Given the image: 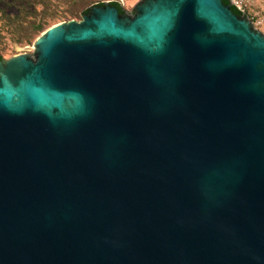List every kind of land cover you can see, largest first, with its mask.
<instances>
[{
    "label": "water",
    "instance_id": "95a60500",
    "mask_svg": "<svg viewBox=\"0 0 264 264\" xmlns=\"http://www.w3.org/2000/svg\"><path fill=\"white\" fill-rule=\"evenodd\" d=\"M110 2L0 60V264H264V33Z\"/></svg>",
    "mask_w": 264,
    "mask_h": 264
},
{
    "label": "rangeland",
    "instance_id": "374dc122",
    "mask_svg": "<svg viewBox=\"0 0 264 264\" xmlns=\"http://www.w3.org/2000/svg\"><path fill=\"white\" fill-rule=\"evenodd\" d=\"M51 5L48 8V2L38 6L40 10L45 9L48 14V19L52 20L48 28L61 22L70 20H82L83 15L81 12L89 8L90 6L107 2L112 0H48ZM74 1L76 4L74 5ZM123 4L125 9L129 12L133 11L135 7L142 0H115ZM241 2V7L245 13L249 16L253 23V26L264 33V0H236ZM0 7L9 14H16L19 12L17 2L15 0H5L0 2ZM79 12L80 15L75 16L73 12ZM47 28V29H48ZM46 29V30H47ZM45 30V31H46ZM44 31V32H45ZM42 32V33H44ZM40 33L31 44H20L16 41L12 34V28L8 26L7 21L0 20V52L4 55V59H9L19 54L35 53V42L37 38L42 34Z\"/></svg>",
    "mask_w": 264,
    "mask_h": 264
},
{
    "label": "trees",
    "instance_id": "16d2710c",
    "mask_svg": "<svg viewBox=\"0 0 264 264\" xmlns=\"http://www.w3.org/2000/svg\"><path fill=\"white\" fill-rule=\"evenodd\" d=\"M5 0H0V2ZM7 1V0H6ZM19 12L16 14H9L0 7V20H6L9 27L12 28V34L17 42L20 44H31L33 40L42 32H44L51 24L52 20H49L47 11L45 9L40 10L39 5L45 4L48 0H15ZM225 4H230L232 10L239 16H242L244 12L232 3V0H223ZM46 2V3H47ZM112 5L118 7L121 13L126 11L123 4L119 1H111ZM76 1H74V5ZM101 3L100 5H104ZM90 8L84 11V15L89 12ZM73 15H80L79 12H73ZM4 59V55L0 52V60Z\"/></svg>",
    "mask_w": 264,
    "mask_h": 264
},
{
    "label": "flooded vegetation",
    "instance_id": "af4514ba",
    "mask_svg": "<svg viewBox=\"0 0 264 264\" xmlns=\"http://www.w3.org/2000/svg\"><path fill=\"white\" fill-rule=\"evenodd\" d=\"M90 11V10H89ZM87 13H89V12H87ZM86 13V14H87ZM137 13V9H135V11L134 12H128L127 10L124 12V13H121V14H123V15H125V16H129V17H133L135 14ZM85 14V15H86ZM33 57H35V53L32 55Z\"/></svg>",
    "mask_w": 264,
    "mask_h": 264
},
{
    "label": "built area",
    "instance_id": "2783aa9c",
    "mask_svg": "<svg viewBox=\"0 0 264 264\" xmlns=\"http://www.w3.org/2000/svg\"><path fill=\"white\" fill-rule=\"evenodd\" d=\"M232 3L235 4L236 6H238V8L243 11V9L241 7V2L240 1L232 0Z\"/></svg>",
    "mask_w": 264,
    "mask_h": 264
}]
</instances>
